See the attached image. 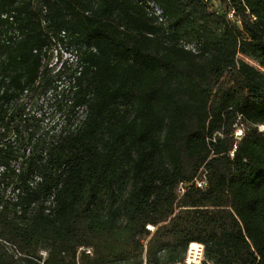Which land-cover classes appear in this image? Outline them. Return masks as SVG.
Here are the masks:
<instances>
[{
	"label": "trees",
	"instance_id": "1",
	"mask_svg": "<svg viewBox=\"0 0 264 264\" xmlns=\"http://www.w3.org/2000/svg\"><path fill=\"white\" fill-rule=\"evenodd\" d=\"M261 127L264 0H0V264H264Z\"/></svg>",
	"mask_w": 264,
	"mask_h": 264
},
{
	"label": "rangeland",
	"instance_id": "2",
	"mask_svg": "<svg viewBox=\"0 0 264 264\" xmlns=\"http://www.w3.org/2000/svg\"><path fill=\"white\" fill-rule=\"evenodd\" d=\"M212 3L218 7L220 5V0H212ZM66 46L67 45H61V44L58 45L56 50H54V52L49 54V59L47 58L49 60L48 68L49 70H51L50 77L54 79L55 81L57 79L56 78V75L58 74L57 71L63 62H68V64L70 65H72L71 63L73 62H74L73 65L75 64L73 53L71 49L67 48ZM240 58L256 66V64L251 59H246V58H243L242 56H240ZM55 84L59 86V88L57 89L53 88L51 91L47 93L46 96H42V97L35 96L29 102V105H30L29 108H31V112H36L37 116H39V114L42 113L46 118L47 124L58 121V117L60 115L56 113V105L58 101L61 100V98H63L62 92L65 91V96L67 95L68 89H66L67 87H65L66 86L65 78H63L60 82L56 81ZM56 95H57V98L55 99ZM82 113L83 112L81 111L78 114V116H81ZM242 128L240 127L237 129V132L235 134L236 137L241 136L243 134L244 131L242 130ZM261 129L263 130V128ZM150 228L153 229L151 230L152 232L156 230V228L154 227H150ZM185 264H186V261H185ZM195 264H208V263L205 262V259L203 257L201 261H198Z\"/></svg>",
	"mask_w": 264,
	"mask_h": 264
},
{
	"label": "built area",
	"instance_id": "3",
	"mask_svg": "<svg viewBox=\"0 0 264 264\" xmlns=\"http://www.w3.org/2000/svg\"><path fill=\"white\" fill-rule=\"evenodd\" d=\"M229 1V0H224ZM149 12H151L155 17H157L159 23H163L165 26L167 25V22L165 18L162 16V10L153 2H149ZM230 18H234V11H230L229 13ZM255 19V18H254ZM62 37L66 35L65 32H62ZM66 42V41H65ZM191 49L194 51L195 49L191 47ZM263 128V127H261ZM262 130V129H261ZM264 130V128H263ZM207 173L203 171L201 175L196 177L194 180L190 182H181L177 186V194L179 197H182L187 190H189L192 187L205 190L208 186V180H207ZM149 230H153L152 228L148 227ZM192 245H190V248L188 250V254L186 257V264H195L198 261H201L204 257V246L201 244H195L197 248L193 249ZM87 254H91V250H85ZM44 256H46V253H42ZM143 264H148L146 260H144Z\"/></svg>",
	"mask_w": 264,
	"mask_h": 264
},
{
	"label": "bare ground",
	"instance_id": "4",
	"mask_svg": "<svg viewBox=\"0 0 264 264\" xmlns=\"http://www.w3.org/2000/svg\"><path fill=\"white\" fill-rule=\"evenodd\" d=\"M193 245H192V248L193 249H195V248H197V246L195 245L196 243H192Z\"/></svg>",
	"mask_w": 264,
	"mask_h": 264
}]
</instances>
